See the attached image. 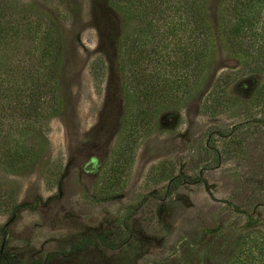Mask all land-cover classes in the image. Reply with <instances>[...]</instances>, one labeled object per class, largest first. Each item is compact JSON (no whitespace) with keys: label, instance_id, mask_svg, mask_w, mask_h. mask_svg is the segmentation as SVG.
I'll return each mask as SVG.
<instances>
[{"label":"rangeland","instance_id":"1","mask_svg":"<svg viewBox=\"0 0 264 264\" xmlns=\"http://www.w3.org/2000/svg\"><path fill=\"white\" fill-rule=\"evenodd\" d=\"M1 6L0 264H264V0L208 2L224 36L189 91L105 0ZM89 235L124 242L45 260Z\"/></svg>","mask_w":264,"mask_h":264},{"label":"trees","instance_id":"2","mask_svg":"<svg viewBox=\"0 0 264 264\" xmlns=\"http://www.w3.org/2000/svg\"><path fill=\"white\" fill-rule=\"evenodd\" d=\"M0 0V19L8 15V11L4 12ZM210 0H105L106 5L123 18V22L129 25L130 20L134 19L136 23L128 33H131L135 39L136 44L142 48H148L150 53H154L150 57L151 65L158 68L156 78L167 76L173 77L174 80L184 81L190 80L193 85L189 90L196 88L204 79L207 66L212 63L214 54L220 46V42L224 36V25L220 26L216 31H212V25L208 18L207 4ZM163 21L161 25L159 22ZM129 34H124L121 46L132 48L130 42L126 43ZM141 38V39H140ZM173 43H170L171 40ZM219 43V44H218ZM161 49V51H159ZM163 49H169L164 51ZM156 51H159L157 53ZM172 54H176L179 60H173ZM181 60V62H180ZM122 62V63H121ZM133 65H137V59H129ZM180 62V65L178 63ZM118 66L123 68V60L119 59ZM160 66V67H159ZM259 68H264L260 65ZM138 72L132 71L130 76L125 77L119 70V81L121 92L128 98L130 97V83L132 80L137 81L134 74ZM161 73V75H160ZM136 84V83H135ZM152 87V89H149ZM136 91H139L143 96L152 101L156 94L153 84L140 87L135 86ZM159 89V87H158ZM54 97L53 114L57 115L59 112V103L57 95ZM157 104L148 106L145 113L154 112L157 109ZM144 108L140 107V112L144 113ZM128 229V226L126 227ZM99 241L103 246L110 249H116L124 242L113 239L109 242H101L97 237L89 235L72 244L68 250L59 253H50L45 260H50L58 255H67L75 252L86 244L94 241ZM116 240V241H115ZM32 264H42V261H36Z\"/></svg>","mask_w":264,"mask_h":264}]
</instances>
